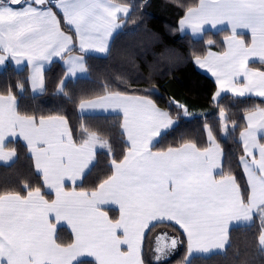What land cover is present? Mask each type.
<instances>
[{"label":"snow or ice","instance_id":"obj_1","mask_svg":"<svg viewBox=\"0 0 264 264\" xmlns=\"http://www.w3.org/2000/svg\"><path fill=\"white\" fill-rule=\"evenodd\" d=\"M179 6L185 9L178 20L181 31L190 28L199 34L205 25H231L226 51L195 60L216 77L221 91L264 97V71L249 68L253 57L264 62V0H197L194 6ZM129 11L114 0H0V66L8 58L17 65L27 60L33 89L44 90V65L53 57L63 59L79 51L81 55L66 60L65 79L75 77L87 71L84 54L108 52L109 38ZM237 29L249 30L250 42ZM241 76L243 83L236 80ZM64 82L59 81L60 92ZM16 87L23 90L21 83ZM220 94L217 91L213 100ZM79 107L118 110L128 146L122 158L111 159V173L93 190L68 191L65 181L75 185L83 180L97 147L110 152L109 143L87 128L77 143L65 117L22 115L11 90L0 94V160L15 156L14 150L5 151L6 141L12 142L8 138L22 137L34 155L35 170L55 196L48 200L40 187L27 184L23 194L0 191V264H80L85 256L96 264H146V234L160 223L182 229L190 256L224 249L233 223L258 221V245L264 249V108L247 113L240 133L239 163L246 177L242 188L237 177L222 167V150L207 125L210 147L185 142L154 151L156 138L179 116L174 118L147 95L106 91L81 101ZM178 109L190 115L183 105ZM220 117L227 119L223 110ZM223 130H228L227 124ZM107 205L118 206V218L108 215ZM63 225L71 229L70 241L58 234ZM165 240L170 242L161 244ZM177 244L176 238L161 233L156 261Z\"/></svg>","mask_w":264,"mask_h":264},{"label":"trees","instance_id":"obj_2","mask_svg":"<svg viewBox=\"0 0 264 264\" xmlns=\"http://www.w3.org/2000/svg\"><path fill=\"white\" fill-rule=\"evenodd\" d=\"M130 8L129 17L123 21V28L114 37L107 56L84 55L86 76L68 80L64 91L58 90L59 81L65 79V67L61 61L54 62L45 72V91L34 95L30 89L27 70H16L11 64L0 70V94L11 90L18 100V111L22 115L65 117L71 126L77 143L82 138L83 128L95 132L111 146L97 152L96 164L87 173L78 189L93 190L99 182L111 173L110 161L119 160L127 150L120 116H80L78 106L83 100L95 99L106 91H119L129 95H147L159 107L179 116L177 125L166 132L157 142L155 150H166L185 142H193L200 148L209 146L205 125L211 128L215 142L223 151L225 172L235 175L244 188L245 175L239 163L243 155L240 133L246 127L245 116L256 108H264V100L257 97L236 99L223 96L213 101L215 82L195 67L194 60L204 57L209 49L224 51L227 31L206 32L200 39L182 35L178 20L185 9L179 5L194 6L197 0H114ZM67 31V29L65 28ZM68 34L71 35V32ZM211 40L214 43L209 45ZM70 53H79L72 51ZM251 66L264 69L263 63ZM17 83L23 84L19 90ZM185 105L192 116L180 114L178 105ZM223 110L227 119H221ZM198 114V115H197ZM227 124L228 130H223ZM235 125V127H234ZM83 126V127H82ZM8 147L17 153V160L11 166H0V191L24 192V185L44 186L36 174L27 148L18 142ZM113 218L117 212L110 210ZM162 230L179 237L175 254L164 262H155L153 242ZM258 221L251 225L231 229L228 247L207 256L187 258V243L176 226L169 223L157 224L147 233L143 256L146 264H264V249L258 245ZM60 238L67 242L71 233L60 228ZM80 264H96L92 260Z\"/></svg>","mask_w":264,"mask_h":264},{"label":"crops","instance_id":"obj_3","mask_svg":"<svg viewBox=\"0 0 264 264\" xmlns=\"http://www.w3.org/2000/svg\"><path fill=\"white\" fill-rule=\"evenodd\" d=\"M115 3H116V2H115ZM117 4H118V3H117ZM129 9H130V8H129ZM53 10L55 11V9H53ZM129 13H130V11H129ZM120 23H121V25H123L121 21H120ZM121 28H122V26H121L120 28L116 29V30L114 31L113 35L109 38V50H110V46H111V43H112L114 37L116 36V34H117L118 32L121 31ZM221 31H227V32H229V35H231V25L228 24V23L218 24L215 28H212V27H210V26H208V25H205V31L202 32V33H199V34L193 33L192 30H191L190 28H185V29H183V31L180 30V33H181L182 35H186V34H187V35H190L191 37H193V38H195V39H200V38H202V37L204 36V34H205L206 32L217 33V32H221ZM237 34H238L239 36H241V37L245 40V42H250V40H251V34H250L249 30H247V29H237ZM229 35H227V36H229ZM227 36H226V37H227ZM226 37H225V38H226ZM225 38H224V48H225L224 51H226V49H227V44H226V40H225ZM109 50H108L107 53H99V52H96V51H94V50H90L89 52H87V53L84 54V55H93V56H98V57H105V56L108 55ZM224 51H218V50H215V49H212V48H211V49L208 50L207 54H206L204 57H207L209 52L216 53L217 55H219V54L223 53ZM78 55H81V54H79V53H69V54H68V56H72V57H75V56H78ZM68 56H65L63 59L60 58V57H53V59L51 60V62L46 63V64L44 65V72H43L44 79H45V72L47 71V69H48V68H49L54 62L61 61V62L63 63V65H64V67H65V70H66V67H67L66 60H67ZM204 57H201V58H204ZM195 60H196V59H195ZM195 60H194V63H195ZM252 63H259V64H260V63H263V64H264V62L259 61L258 58L253 57L252 59L249 60V68H252V69H258V70H262V71H264V69H259V68H257V67L251 66ZM8 64H11L16 70H19V71H20V70H27V71H28V74H29V78H30V75H31V65L27 62V60H24L21 64L17 65L14 59H12V58H8V59L5 61V64H4L3 66H0V70L4 69ZM195 67L197 68L198 71H200L201 73L207 75L208 77H210V78L215 82V85H216V91H215V93H216L217 91H220V92H221L220 97H218L216 100H213L214 102H218V101H219L223 96H225V95H230V96H232L233 98H236V99H244V98H249V97H257V98H260V99H263V100H264V97L256 96L254 93H246L244 96L241 97V96H237L235 93L231 92L230 90H228V91H221L220 86H219V84H218V82H217V80H216V77L212 75V73L208 70L207 67L201 68V67H200L198 64H196V63H195ZM85 75H86V72H84V73H77V75H76L75 77H71V78L64 79V81H65V82H64V85H65V83H66L68 80H75V79H78V78L84 77ZM236 80L239 81L240 83H243V82H244V78H243L242 76H241V77H237ZM29 81H30V79H29ZM30 89H31V92H32L34 95H41V94H43L44 91H45V88H44V90H39V89L34 90L33 87H32L31 81H30ZM214 95H215V94H214ZM79 105H80V104H79ZM156 105H157V104H156ZM157 106H158V105H157ZM158 107H159V106H158ZM159 108H161V107H159ZM17 109H18V100H17ZM161 109H162V108H161ZM77 110H78V114H79L80 116H82V117H84V116H110V115H112V116H120L121 119H122V122H123L122 114H121L118 110L107 109V108H105V109H101V108H96V109H83V110H82L79 106H78V109H77ZM162 110H164V109H162ZM164 111H166V110H164ZM68 123H69V121H68ZM246 123H247V122H246V120H245V124H246ZM176 125H177V122L174 124L173 127H171L170 129L166 130L165 132H162V135H161L160 137H157L156 140L154 141V145L157 144V142L159 141V139H160V138H161L166 132H168L169 130H171L172 128H174ZM69 127L71 128L70 123H69ZM71 130H72V129H71ZM122 130H123V128H122ZM123 133H124V137H125V140H126V134H125L124 131H123ZM72 134H73V133H72ZM8 139H9L10 141H12V142H18V143L22 144L23 146H25V147L27 148V154L30 156V158H31V160H32L33 168H34V170H35V160H34V155H33V154L31 153V151L29 150V148H28V146H27V142L24 141L23 138L20 137V136L10 137V138H8ZM73 139H74V137H73ZM240 139H241V137H240ZM208 140H209V143H210L208 147H210V146H212V145H211V142H210L209 137H208ZM74 141H75V139H74ZM126 142H127V141H126ZM262 142H264V141H262ZM8 144H9V143L6 141V145H7V146H6V148H5V151H13L14 149L8 147ZM216 144H217V143H216ZM219 148H220V147H219ZM105 149H106V148H100V147H97V149H96V156H95V159H94V161L92 162V164L89 166V168L86 170L85 176H86L87 173L93 168V166L96 164V160H97V152H99V151H101V150H105ZM220 149H221V148H220ZM153 150H154V151H157V150H155L154 148H153ZM14 151H15V150H14ZM222 153H223V151H222ZM17 157H18V156H17V153L15 152V156H13L11 159L6 160V161H5V160H0V166H11V165H13V164L16 162ZM223 159H224V155L222 156V167H223ZM35 172H36V174H38L36 170H35ZM38 175H39V174H38ZM244 175H245V174H244ZM39 176H40V175H39ZM40 177H41V176H40ZM84 178H85V177H84ZM84 178H83V180H78V181L76 182L75 185H72L69 181L66 180V181H65V189L68 190V191H71L72 188H76V190H81V189H78L77 186H80V185L83 183ZM41 179H42V177H41ZM43 186H44V190H43L42 193L45 194V198L48 199V200H52V199H54V198H55V196H54V192H53L52 190H49L44 184H43ZM104 210L108 212V215H109L110 217H112V215H111V211H110V210H114V211L117 212V218H118V216H119V209H118V206H115V205H107V206L104 207ZM112 218H113V217H112ZM252 223H253V222H250V223H233L232 225H230V228H229V234H230L231 229H233V228L241 227V226L251 225ZM160 224H162V223H160ZM173 225H174V224H173ZM174 226H176V225H174ZM176 227H177L178 230L180 231V234L185 238L186 243H187L186 235L183 233L182 229H180L178 226H176ZM60 228H65V229H67V230L71 233V235H73L72 232H71L70 227H68L67 225L58 226V232H59V229H60ZM166 232H168V231L162 230V232H160V233H166ZM146 235H147V234H146ZM178 239H179V237H178ZM228 245H229V242H228V244H226L225 248L222 249V250H220V249H213V250H211V251L208 252V253L195 252V253L191 254L190 256H189L188 251H187V258H188V259H191V258L196 257V256H207V255H212V254H215V253H220V252L224 251V250L228 247ZM83 260H92V261L95 262V259H94L93 257H88V256H85V257H81V258H80V261H83ZM95 263H96V262H95Z\"/></svg>","mask_w":264,"mask_h":264},{"label":"rangeland","instance_id":"obj_4","mask_svg":"<svg viewBox=\"0 0 264 264\" xmlns=\"http://www.w3.org/2000/svg\"><path fill=\"white\" fill-rule=\"evenodd\" d=\"M130 14V13H129ZM129 17V16H128ZM126 20V19H125ZM125 20H122L121 22H122V24L124 23L123 21H125ZM122 28H123V25H122ZM121 28V29H122ZM87 74V73H86ZM86 76V75H85ZM183 106L188 110V108L183 104ZM189 112V111H188ZM190 113V112H189ZM191 114H194V113H190V115H188V116H185V117H190V116H192ZM198 115V114H197ZM162 232V231H161ZM168 235H169V237H174V238H176L177 240H178V244H177V246H176V248L175 249H171V250H169V249H166V251L167 252H169L170 254L169 255H167L166 257H162L161 259H160V261H156V259H155V248H156V241H157V237L161 234V233H158V235L156 236V238H155V240H154V242H153V246H152V250H153V257H154V260H155V262H164V261H166V260H168L170 257H172L174 254H175V252H176V250H177V248H178V245H179V239H178V237L176 236V235H174V234H172V233H169V232H166ZM170 241H168V240H165V241H161V244H167V243H169Z\"/></svg>","mask_w":264,"mask_h":264}]
</instances>
